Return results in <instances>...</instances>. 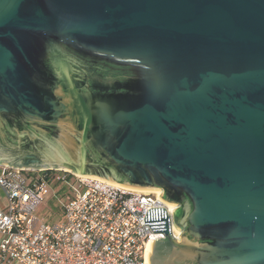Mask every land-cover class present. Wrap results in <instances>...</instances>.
I'll list each match as a JSON object with an SVG mask.
<instances>
[{"label": "water", "instance_id": "water-1", "mask_svg": "<svg viewBox=\"0 0 264 264\" xmlns=\"http://www.w3.org/2000/svg\"><path fill=\"white\" fill-rule=\"evenodd\" d=\"M0 164L158 190L149 264H264V0H0Z\"/></svg>", "mask_w": 264, "mask_h": 264}, {"label": "built area", "instance_id": "built-area-1", "mask_svg": "<svg viewBox=\"0 0 264 264\" xmlns=\"http://www.w3.org/2000/svg\"><path fill=\"white\" fill-rule=\"evenodd\" d=\"M2 167L0 188L7 202L0 207V264H149L147 244L163 234L144 224L147 211L162 207L172 217L175 209L158 190L138 191L77 178L82 188L64 204L63 218L47 223L34 213L47 185L59 172L73 173ZM45 171L54 175L48 178ZM171 230L178 235L172 220Z\"/></svg>", "mask_w": 264, "mask_h": 264}, {"label": "rangeland", "instance_id": "rangeland-1", "mask_svg": "<svg viewBox=\"0 0 264 264\" xmlns=\"http://www.w3.org/2000/svg\"><path fill=\"white\" fill-rule=\"evenodd\" d=\"M65 176V174L59 172L56 178L49 182L47 185L48 192L43 196L42 202L34 212L44 222H59L63 218L62 210L64 204L68 201L73 191L82 188L77 178L80 182L99 180L98 178L82 176L80 174H73L76 179L68 176H66V179H61ZM100 180L105 181L102 179Z\"/></svg>", "mask_w": 264, "mask_h": 264}, {"label": "bare ground", "instance_id": "bare-ground-1", "mask_svg": "<svg viewBox=\"0 0 264 264\" xmlns=\"http://www.w3.org/2000/svg\"><path fill=\"white\" fill-rule=\"evenodd\" d=\"M99 181H101L100 179H99ZM103 182H105V181H103ZM107 183H109V182H107ZM109 184H112V185H114V186H118V187H123V188H127V189H134V190H138V191H152V189H135V188H130V187H127V186H123V185H120V184H116V183H109ZM171 206L172 207H174V204H171ZM174 231L178 234L179 233V229L178 228H176L175 226H174ZM152 243H153V241L152 240H150L149 242H148V244H147V248H146V258H147V260H148V263H149V258H150V255H151V253H152Z\"/></svg>", "mask_w": 264, "mask_h": 264}, {"label": "crops", "instance_id": "crops-1", "mask_svg": "<svg viewBox=\"0 0 264 264\" xmlns=\"http://www.w3.org/2000/svg\"><path fill=\"white\" fill-rule=\"evenodd\" d=\"M2 165L0 164V174L2 172ZM6 202H7V199H6V196H5V193L4 191L0 188V207L4 208L6 206Z\"/></svg>", "mask_w": 264, "mask_h": 264}, {"label": "trees", "instance_id": "trees-1", "mask_svg": "<svg viewBox=\"0 0 264 264\" xmlns=\"http://www.w3.org/2000/svg\"><path fill=\"white\" fill-rule=\"evenodd\" d=\"M44 174H45L46 176H48V178H51V177L54 175V173L51 172V171H45ZM67 176H68V177H73V178H74V176L69 175V174H68Z\"/></svg>", "mask_w": 264, "mask_h": 264}]
</instances>
